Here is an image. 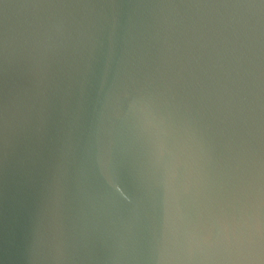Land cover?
Returning a JSON list of instances; mask_svg holds the SVG:
<instances>
[{
	"label": "water",
	"instance_id": "obj_1",
	"mask_svg": "<svg viewBox=\"0 0 264 264\" xmlns=\"http://www.w3.org/2000/svg\"><path fill=\"white\" fill-rule=\"evenodd\" d=\"M0 264H264V0H0Z\"/></svg>",
	"mask_w": 264,
	"mask_h": 264
}]
</instances>
